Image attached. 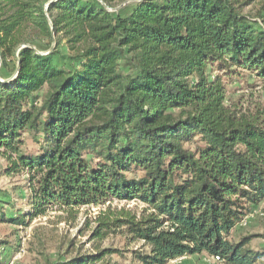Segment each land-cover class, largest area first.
<instances>
[{
  "label": "trees",
  "instance_id": "16d2710c",
  "mask_svg": "<svg viewBox=\"0 0 264 264\" xmlns=\"http://www.w3.org/2000/svg\"><path fill=\"white\" fill-rule=\"evenodd\" d=\"M117 1L0 0V158L27 183L26 211L0 222L88 236L54 264H264L233 237L264 203V113L227 104L231 84H264V15Z\"/></svg>",
  "mask_w": 264,
  "mask_h": 264
},
{
  "label": "rangeland",
  "instance_id": "374dc122",
  "mask_svg": "<svg viewBox=\"0 0 264 264\" xmlns=\"http://www.w3.org/2000/svg\"><path fill=\"white\" fill-rule=\"evenodd\" d=\"M135 0H118L116 5L118 10L133 4ZM239 5H247L243 12L245 15L257 18L264 15V0H232ZM60 50L64 57H71V52L61 45ZM59 61V58H56ZM62 63L64 61L61 60ZM239 104L250 114L264 113V84L256 79H247L242 83H234L228 87V105ZM38 146L30 139L27 149L35 152ZM6 163L0 158V207L4 206L8 215L17 216L26 211L24 201L27 193V183L24 176L18 178H8L4 175ZM118 203H116V206ZM93 210L91 215L95 214ZM91 215H83L80 225L85 218ZM254 236L251 248L256 251L264 249V203L257 213L246 219L233 237L239 240L242 237ZM76 237L78 238L76 241ZM87 237L79 238L77 229H68L65 225H56L54 216L50 218L36 220L30 228L17 227L9 223L0 222V264H54L61 259L68 260L74 254L67 255V247L71 240H75L78 245L87 242ZM4 248H12L4 251ZM76 251V247H75ZM83 252H92L91 246L87 245ZM194 260V259H193ZM215 264L210 257L196 261L195 264ZM178 260L171 264H181ZM101 264H139L134 261L132 255L128 254L124 258L113 257ZM218 264V263H217Z\"/></svg>",
  "mask_w": 264,
  "mask_h": 264
},
{
  "label": "crops",
  "instance_id": "0c3cea01",
  "mask_svg": "<svg viewBox=\"0 0 264 264\" xmlns=\"http://www.w3.org/2000/svg\"><path fill=\"white\" fill-rule=\"evenodd\" d=\"M205 257H207V255H200V256L183 258V259H181V261H182L181 264H195L196 261L198 262V260H202ZM200 264H204V262L200 261ZM215 264H217V263H215Z\"/></svg>",
  "mask_w": 264,
  "mask_h": 264
},
{
  "label": "built area",
  "instance_id": "2783aa9c",
  "mask_svg": "<svg viewBox=\"0 0 264 264\" xmlns=\"http://www.w3.org/2000/svg\"><path fill=\"white\" fill-rule=\"evenodd\" d=\"M212 260H214L216 263L219 262V258H213ZM12 264V263H10Z\"/></svg>",
  "mask_w": 264,
  "mask_h": 264
},
{
  "label": "water",
  "instance_id": "95a60500",
  "mask_svg": "<svg viewBox=\"0 0 264 264\" xmlns=\"http://www.w3.org/2000/svg\"><path fill=\"white\" fill-rule=\"evenodd\" d=\"M54 47H55V45H53V47H52V49L50 50V52H49V53H51V52H52V50L54 49ZM49 53H47V54H49Z\"/></svg>",
  "mask_w": 264,
  "mask_h": 264
}]
</instances>
